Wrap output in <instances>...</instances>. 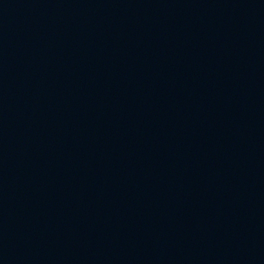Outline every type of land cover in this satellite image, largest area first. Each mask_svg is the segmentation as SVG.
<instances>
[{"label": "water", "instance_id": "95a60500", "mask_svg": "<svg viewBox=\"0 0 264 264\" xmlns=\"http://www.w3.org/2000/svg\"><path fill=\"white\" fill-rule=\"evenodd\" d=\"M0 264H264V0H0Z\"/></svg>", "mask_w": 264, "mask_h": 264}]
</instances>
